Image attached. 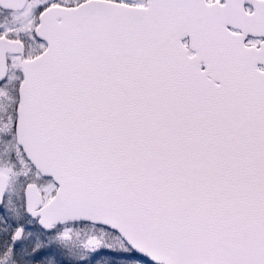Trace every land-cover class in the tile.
Returning a JSON list of instances; mask_svg holds the SVG:
<instances>
[{"label":"snow or ice","instance_id":"1","mask_svg":"<svg viewBox=\"0 0 264 264\" xmlns=\"http://www.w3.org/2000/svg\"><path fill=\"white\" fill-rule=\"evenodd\" d=\"M0 264H264V0H0Z\"/></svg>","mask_w":264,"mask_h":264}]
</instances>
